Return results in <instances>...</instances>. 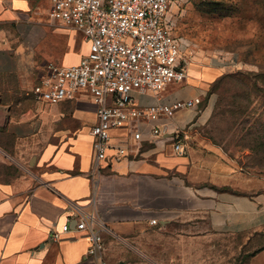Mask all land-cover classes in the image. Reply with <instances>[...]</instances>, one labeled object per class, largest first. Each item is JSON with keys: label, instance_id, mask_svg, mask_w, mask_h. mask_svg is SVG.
I'll return each instance as SVG.
<instances>
[{"label": "crops", "instance_id": "crops-1", "mask_svg": "<svg viewBox=\"0 0 264 264\" xmlns=\"http://www.w3.org/2000/svg\"><path fill=\"white\" fill-rule=\"evenodd\" d=\"M49 6L0 0V127L31 154L21 175L0 178V264H234L244 254L247 264H264V179L216 146L185 141L199 105L163 119L168 131H182L174 138L182 152L169 133L120 159L111 148L96 166L90 97L81 91L49 104L27 92L46 64H76L89 50L81 31L48 17ZM221 68L192 64L184 83L132 95L140 104L202 98L197 84ZM186 84L171 96L170 87ZM122 132L113 131V146L124 144ZM88 216L102 236L99 255L88 254V230L75 228Z\"/></svg>", "mask_w": 264, "mask_h": 264}, {"label": "built area", "instance_id": "built-area-1", "mask_svg": "<svg viewBox=\"0 0 264 264\" xmlns=\"http://www.w3.org/2000/svg\"><path fill=\"white\" fill-rule=\"evenodd\" d=\"M49 1L48 17L81 31L89 50L76 64H46L27 92L49 104L74 98L81 91L90 97L96 105L97 120L90 128L96 166L109 157L111 148L112 157L120 159L143 140L156 141L169 133L174 135V149L182 152V143L174 140L179 130L168 131L163 119L181 109H195L202 98L140 104L132 95L133 91L160 92L187 76L190 43L173 34V22L167 17L179 0ZM114 130L123 131V145L111 143ZM68 227L65 223L60 230L53 229V236ZM75 228L88 230V254L99 255L103 240L92 216L83 217Z\"/></svg>", "mask_w": 264, "mask_h": 264}, {"label": "rangeland", "instance_id": "rangeland-1", "mask_svg": "<svg viewBox=\"0 0 264 264\" xmlns=\"http://www.w3.org/2000/svg\"><path fill=\"white\" fill-rule=\"evenodd\" d=\"M167 17L173 34L190 43L188 71L192 64L222 67L197 84L202 102L182 130L185 141L216 146L245 172L264 179V0H179ZM187 85L170 87L171 96L185 94ZM15 143L1 128L0 178L21 175L17 167L29 165L27 147ZM247 262L244 254L233 263Z\"/></svg>", "mask_w": 264, "mask_h": 264}]
</instances>
